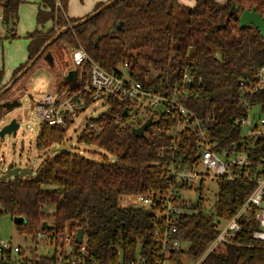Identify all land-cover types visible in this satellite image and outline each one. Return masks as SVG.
Wrapping results in <instances>:
<instances>
[{
	"label": "trees",
	"instance_id": "16d2710c",
	"mask_svg": "<svg viewBox=\"0 0 264 264\" xmlns=\"http://www.w3.org/2000/svg\"><path fill=\"white\" fill-rule=\"evenodd\" d=\"M110 1L98 3L91 13ZM66 2L40 0L36 24L43 28L50 22V28L28 35V60L16 68L8 82L59 30L90 16H66ZM22 4L21 0H0L4 38H15L7 28L17 22ZM251 8L264 19V0H226L224 5L217 0H194L193 7L183 6L178 0H116L93 18L67 29L48 48L59 42H66L72 49L82 48L107 74L124 76L154 94L170 96L176 87L188 92L184 107L197 117H210L209 139L220 152L233 149L241 135L240 126L234 124L247 112L240 102V82H254L257 70L264 66V39L255 28L241 29L238 24L239 16ZM118 23H122L121 29H117ZM185 74L189 81L183 78ZM1 79L2 72L0 91L8 83L2 85ZM69 84L65 82L62 87ZM8 92L0 95V122ZM244 100L248 108L258 107L264 114V88ZM108 105L104 113L84 124L77 143L104 150L113 162L105 156L98 163L67 150L52 152L34 175L0 179V217L23 218L24 222L16 226L19 234L31 237L33 242L38 234H47L57 249H62L66 234L75 237L77 229L83 230V254L74 238L71 241V257L81 264H128L137 257L151 264L162 260L182 264L179 257L184 254L197 264H264V250L252 238L259 229L255 209L240 218L234 245H220L203 256L221 230L219 221L233 218L251 194L254 183L246 180H217L214 201L208 208L200 194L201 184L198 199L177 224L178 238L188 248L167 257L158 254L151 242L155 213L122 207L120 201L127 196L165 193L168 187L162 177L171 160L167 147L178 143L179 158L191 165L196 136L185 129L174 137L177 114L166 110L154 124L160 131L153 134L150 128L144 139H138L131 129L140 124L123 115L125 105L114 100ZM118 119L120 123H116ZM38 132L35 149L39 154L63 146L66 140V130L58 126L41 124ZM250 154L252 174L264 158V136L253 141ZM44 222L51 227L49 231L41 230ZM18 256L0 257V264L56 263V254L51 258L38 256L31 263L21 257V251Z\"/></svg>",
	"mask_w": 264,
	"mask_h": 264
},
{
	"label": "built area",
	"instance_id": "2783aa9c",
	"mask_svg": "<svg viewBox=\"0 0 264 264\" xmlns=\"http://www.w3.org/2000/svg\"><path fill=\"white\" fill-rule=\"evenodd\" d=\"M60 7V4L57 3ZM0 26L5 28L0 13ZM5 33V32H4ZM4 33H0L5 37ZM71 65L74 69V79L64 89H58L56 93H49L43 98L32 101L29 121L35 120L38 128L41 124L58 126L67 129L74 120L80 117L88 107H109V100H114L125 105V115L137 124H143L150 115L157 122L158 118L166 113V110L177 114V123L174 127V137L188 129L196 136L195 152L192 164L182 162L178 156L179 144L171 143L167 147L171 155L168 161L166 173L163 175L165 185L168 187L165 193L152 192L149 196H127L123 198L122 207L145 208L155 213V229L151 242L156 247L158 254L169 256L173 252L182 250V244L178 238V221L182 215L190 211L193 201L185 198L192 189L200 187L207 182L216 183L219 179L227 181L246 180L253 182L251 194L246 198L240 210L233 218L224 223L217 237L211 242L204 255L214 251L220 245H234L233 237L240 231L239 221L255 209V220L259 229L254 231L252 238L257 245L264 250V158H261L254 173L251 174L250 148L253 141L264 136V120L249 116L251 108L244 97L254 94L264 88V66L257 70L256 80L253 82H240L241 104L247 112L244 116L234 121L240 126L241 135L233 146V149H223L218 152L215 144L209 139L207 124L210 117L200 118L184 107V102L189 99L188 92L180 91L176 87L170 96L154 94L151 90H145L141 84L130 82L124 76L118 77L107 74L99 65L93 63L84 50L74 49L71 53ZM85 70L87 79H84ZM183 78L189 81L188 75ZM118 119L116 123H120ZM137 127V126H135ZM154 133L160 131L155 125L150 126ZM148 128V130L150 129ZM164 150V149H163ZM163 157L164 154H160ZM41 235V234H40ZM73 237H68V242ZM80 253L85 252V239L82 238ZM69 250V249H68ZM68 251V255L71 253ZM20 249L11 246L9 242L0 243V257L13 256L20 253ZM60 259L59 261H61ZM70 264H81L80 260L71 259ZM128 264H151L143 257H137ZM154 264H173L172 261L162 260Z\"/></svg>",
	"mask_w": 264,
	"mask_h": 264
},
{
	"label": "rangeland",
	"instance_id": "374dc122",
	"mask_svg": "<svg viewBox=\"0 0 264 264\" xmlns=\"http://www.w3.org/2000/svg\"><path fill=\"white\" fill-rule=\"evenodd\" d=\"M22 1L24 4L18 10L17 22L7 28L8 32L16 34L15 38H4L1 35L0 70H3L4 81H8L12 71L19 64L25 62L27 57L26 48L29 42L27 37L37 28L35 13L40 0ZM178 2H181L180 4L186 7H192L194 4V0H178ZM217 2L224 5L226 0H217ZM5 29L0 26V33H4ZM7 36L11 37L9 34ZM73 50L66 42H59L56 46L49 47L47 53L32 65L26 75L17 80L16 85L9 90L8 95L4 98L8 102L18 100L19 106L12 110H3L0 129L11 121L18 123L19 127L15 137L5 135L0 140V179L6 173L8 164H12V166L17 168L22 167L31 170L32 175H34L39 167L38 165L43 160L51 157L52 151L39 154L37 149H35V141L39 133L38 123L35 120L29 121L30 107L33 100L43 98L49 93H56L58 89H64L62 86L65 83V76L74 69L70 61ZM48 53L51 55V62L45 60V56ZM2 85H5V83ZM100 105L101 103L95 107H88L80 117L74 120L66 131V140L63 146H68L67 151L89 160L101 163L105 156L108 162L112 163L113 159L104 150L77 143V138L83 132L84 124L104 113L105 108L103 106L100 107ZM249 116L264 120V114L258 107L251 108ZM197 189H192L190 193L185 195V198L194 202L202 194L205 200L204 205L208 208L214 201L216 194L215 184L212 182L205 183L200 194ZM122 202L120 201V203ZM223 225L224 223L219 221L220 229L224 227ZM45 235L38 234L33 242L31 237L17 232L13 220L7 216L0 217V243L9 242L11 246L19 248L22 254L21 257L27 258L30 263L38 256L51 258L56 254L55 264H70L69 261L74 258L71 257V253L68 255V251L71 249V241L68 242L66 239L73 237V234L68 233L61 240L62 249L55 248L54 242L50 243V237H45ZM187 248V244L183 245L182 251H186ZM13 257L19 259L18 254L13 255ZM60 259L62 260L59 261ZM179 260L182 264H197L188 254L181 255Z\"/></svg>",
	"mask_w": 264,
	"mask_h": 264
},
{
	"label": "water",
	"instance_id": "95a60500",
	"mask_svg": "<svg viewBox=\"0 0 264 264\" xmlns=\"http://www.w3.org/2000/svg\"><path fill=\"white\" fill-rule=\"evenodd\" d=\"M114 1H116V0H111L110 2L105 4L104 6L98 8L95 12L90 13L89 17H86V18L80 20V22L76 23L75 25H71L70 27L80 25V23L85 22V21L93 18L94 16L97 15V13H99L101 10H103L106 6L112 4ZM238 24H239V27L241 29L252 28V27L255 28L256 30L259 31L262 39H264V19H263V17H261L260 14H258L256 12V10L254 8L245 9V11L238 18ZM121 26H122V23H118L116 27H117V29H121ZM70 27H68V28L64 27V29L59 30L57 32V34L55 35V37L52 38L50 41H48V43H46L40 49V52L37 54V56H35L32 59V61H30V63L26 66V68L23 71H21L20 73H18L16 75V77L13 78L10 82L7 83L6 87L0 91V95L4 92L9 91L15 85L16 81L32 68V64H34V62H36V60H38L39 58H41L44 55V53L46 51L45 49H47L50 44H52L53 42L58 40V38L60 36H62L65 33V31L67 29H69ZM45 60L49 61V62L52 61L51 55L49 53L45 56ZM73 79H74V72H72V71L68 72L65 76V82H71V81H73ZM17 106H19L18 100H13L12 102L4 103L5 110H12L13 108H17ZM122 113L124 115L125 110ZM152 118H153V116L150 115L149 118L143 124H141L138 127H133L131 129L132 135L138 139H144L146 137V132L148 131V128H150V126H153L156 123ZM18 127H19V125L15 121H11L9 124L3 126L0 129V140L2 138H4L5 135H12L15 137ZM67 149H68V146H65V147L59 146L58 148L52 147L51 151L52 152L64 151ZM6 167H7L6 173L2 176L1 180L11 179V178H18L19 179V178H23V177L32 175V171L27 170L26 168H22V167L17 168V167L12 166V164H8ZM13 222H14L15 226H18V225H20V223H23L24 220H23V218L20 217V218H15L13 220ZM50 229H51V227H49L45 222L41 226V230H43V231H49ZM83 235H84V231L81 229H77L74 240H73L74 244L81 245Z\"/></svg>",
	"mask_w": 264,
	"mask_h": 264
},
{
	"label": "crops",
	"instance_id": "0c3cea01",
	"mask_svg": "<svg viewBox=\"0 0 264 264\" xmlns=\"http://www.w3.org/2000/svg\"><path fill=\"white\" fill-rule=\"evenodd\" d=\"M22 1V0H21ZM107 1H109V0H67V2H66V9H65V15L66 16H68V17H70V18H77V19H80L81 17H84V16H86V15H88V14H90L94 9H95V7H96V5L98 4V3H105V2H107ZM40 3V2H39ZM181 3V2H180ZM220 3V2H219ZM23 4H24V2H23ZM22 4V5H23ZM194 5V4H193ZM21 7V6H20ZM20 7H19V9H20ZM193 7V6H192ZM18 9V10H19ZM37 11V10H36ZM35 15H36V13H35ZM39 27L37 26V28L36 29H34V30H37ZM50 28V22L49 23H47L43 28H40L39 30L40 31H43V32H46L47 31V29H49ZM33 30V31H34ZM32 31V32H33ZM31 34V33H30ZM29 34V35H30ZM28 60V51H27V57H26V60H25V62ZM24 62V63H25ZM23 64V63H22ZM19 65H21V64H19ZM18 67V66H17ZM16 67V68H17ZM16 69H14L13 71H12V73H11V76H12V74H13V72L15 71ZM0 72H2V79H1V84H3V83H6V82H8V81H4L3 80V70H0ZM11 78V77H10ZM45 237H48L47 236V234L45 235Z\"/></svg>",
	"mask_w": 264,
	"mask_h": 264
}]
</instances>
